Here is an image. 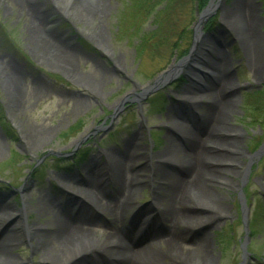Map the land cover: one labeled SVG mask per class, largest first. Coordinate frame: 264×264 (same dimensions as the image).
<instances>
[{
	"label": "rangeland",
	"instance_id": "374dc122",
	"mask_svg": "<svg viewBox=\"0 0 264 264\" xmlns=\"http://www.w3.org/2000/svg\"><path fill=\"white\" fill-rule=\"evenodd\" d=\"M177 1L161 21L180 49L188 44L200 17L193 16L194 0ZM236 1H214L219 4L213 15L215 28L202 39L201 55L210 50L217 59L215 73L227 74V82L212 75L203 84L196 83L200 68L193 61L176 80L145 99L125 104L111 122L123 97L140 93L158 80L165 67L169 70L176 63L164 65L170 57L168 49L161 48L166 55L162 64L160 48L149 43L141 51L138 48L139 36L157 28L155 11L163 8L165 0H0V141L4 143L0 203L20 215L14 221L20 230L11 251L15 258L23 264H43V246L36 248L28 226L50 228L53 209L78 199V187H84L91 169L101 194L90 197L85 211L95 222L92 244H107L101 261L107 263L121 243L143 247L157 238V249L165 251L158 264L177 260L264 264V93L255 95L264 89V0H251L252 36L260 41L249 43L247 36L241 39L230 18ZM99 6L102 12L94 13ZM139 8L141 14L136 12ZM197 91L206 94L204 103L184 101L185 95L194 101ZM161 93L165 102L160 103L161 95L151 101ZM219 97L226 102L214 123L235 140V151L229 160L212 162L218 176L206 184L204 195L193 189L195 182L191 188L188 185L185 203L198 216L187 221L181 215L176 222L174 210L182 207L168 199L171 176L189 167L184 165L187 160L199 162L198 154L204 150L198 147L204 148L213 123L208 120L209 103ZM163 104L164 109L157 111ZM35 130L44 137L27 147L26 137ZM150 132L162 142L155 146ZM192 133L198 139L188 143ZM84 138L88 139L81 148L89 150V158L77 167L71 163L79 150L72 151ZM119 154H126L133 168L128 177L134 178L133 193L122 197H116L119 185L113 167V157ZM241 197L246 200L244 208L239 206ZM212 207L218 210L213 212ZM199 210L214 216L213 223L201 220ZM116 219L121 240H108L107 234L114 232L110 222ZM245 222L253 232L249 240ZM7 223L0 222V227ZM169 233L178 234L174 255L167 252ZM81 246L87 248V242ZM51 252L52 257L61 256L57 247ZM5 262L0 259V264Z\"/></svg>",
	"mask_w": 264,
	"mask_h": 264
},
{
	"label": "bare ground",
	"instance_id": "6f19581e",
	"mask_svg": "<svg viewBox=\"0 0 264 264\" xmlns=\"http://www.w3.org/2000/svg\"><path fill=\"white\" fill-rule=\"evenodd\" d=\"M85 4V3H83ZM215 4V3H214ZM212 4V8L214 7ZM90 5V4H89ZM96 4H92L95 6ZM91 6V5H90ZM90 8V7H89ZM90 14H92L93 10H87ZM101 13V6L97 7L94 13ZM231 15L230 18L232 21L237 24L235 27L237 33L240 35L241 39L247 36L248 43L250 39L259 40L256 37L253 38L252 34L255 31L254 26V11L251 4V0H237L233 11L229 12ZM241 23L242 29L240 28ZM201 37V36H199ZM260 41V40H259ZM215 55L216 51L213 52ZM218 56V55H217ZM213 56H210L206 59V66H204V73L211 72L212 74L215 73L213 65H216L217 59ZM212 66L208 64L212 61ZM10 78V77H9ZM216 78L219 82H227L229 80L227 74L218 73L216 74ZM11 79V78H10ZM199 80L203 81L204 76H199ZM10 81V80H8ZM227 83L224 84V87ZM188 95L184 96V101H188V103H201L202 98L206 97V94L195 93V100L187 99ZM223 98V97H222ZM221 97L216 98L214 101L210 103V114L208 115V120H213V123H210V127L206 134L205 146L204 148L198 147V150L203 149L204 151L199 152L198 158L199 162H203L200 164L198 161H193L189 159L187 160L184 165L189 167H185L184 169L179 170L176 174L171 176V186L167 191L168 199L172 200L175 206H181L182 209L174 210V215L172 219L176 222L178 220L185 217L190 221L194 218V214H196V209L193 206H188V203H185V193L186 188L193 186L198 190L202 195H204L205 186L206 184L210 183L212 180L216 179L217 175L216 169L212 162L214 161H224L229 160L230 155L233 154L234 150V139L228 138L221 133L220 126L215 124V119L217 118L218 112L220 114L224 110V102H226L225 98L222 99ZM221 99L223 101H221ZM227 109V108H226ZM42 136L41 131H33L29 136L26 137L25 143L27 147H32L33 141L37 139H41ZM196 134H188V143L189 141L197 140ZM4 143L0 141V153L3 152ZM120 156H114L113 158V167L115 175L118 179L119 188L117 189V196L122 197L124 193L131 195L133 191L131 190L132 180L128 177L129 173L128 170H132L128 163V159L126 154H119ZM203 155V157H201ZM196 160V159H195ZM191 161V163H190ZM130 167V169H129ZM207 167V169H205ZM87 177L85 179L84 187H78L77 190V198L68 203H66L65 208H54L52 212V218L48 221L50 228H36V227H29L28 226V235L30 233V237H32L33 241L35 242V246L38 249L43 246L42 250V261L43 264H158L159 261L157 259H161V255L165 253L164 250H158L156 244L160 242L159 239L154 238V240L149 241L145 246L141 247L138 244H130V243H121L118 247L115 248V251H112V256L110 260L106 263L105 261H101L99 256L101 253L104 252L107 248V244L105 245H94L92 244V228L94 219L89 215L87 211H85L86 202L91 203V198H96L98 194H101L100 191V183L95 182L93 180V176L91 177V169L87 170ZM137 175V173H136ZM186 176V177H185ZM92 178V179H91ZM201 179V180H200ZM63 185H65L63 183ZM189 185V186H188ZM76 190V189H75ZM188 191V190H187ZM116 192V191H115ZM86 194V198H85ZM91 197V198H90ZM176 201V202H175ZM0 221H4L5 219L8 220V223L5 224L4 227H0V259L6 260L5 264H23L21 263L15 256L11 253L13 248H15L17 244V235H20V230L14 224L18 216H14L18 210L13 209L11 206H6V204L0 203ZM173 206V205H172ZM98 210L96 211L101 212L100 207H97ZM218 207L211 208L210 210L217 211ZM111 211L113 209L111 208ZM203 215L200 216L201 220L207 221V224H212V220L214 216L210 215L209 213L199 210ZM181 215L182 218L180 217ZM198 216V214H196ZM187 222L186 220H182ZM119 221L116 219L115 221L110 222V226L114 228L113 233L107 234L108 240L118 239V230L115 227L118 225ZM189 223V222H187ZM53 225V226H52ZM26 228V225H24ZM30 230V232H29ZM115 237V238H114ZM168 238V253L176 254L178 249H175L176 240L178 238V234H167ZM54 240V241H53ZM87 242V248H81V244ZM113 242V241H111ZM110 242V243H111ZM107 243V242H106ZM108 243V244H110ZM51 244L52 247H57L58 251L61 252L52 257L51 251L47 249V246ZM68 244L71 249L65 247L63 245ZM174 245V246H172ZM64 254V255H63ZM149 258V259H147ZM141 259H146L147 261L141 262ZM155 262H152L153 260ZM149 260V262H148ZM3 264V263H2ZM175 264H186L185 262H179L178 260Z\"/></svg>",
	"mask_w": 264,
	"mask_h": 264
},
{
	"label": "trees",
	"instance_id": "16d2710c",
	"mask_svg": "<svg viewBox=\"0 0 264 264\" xmlns=\"http://www.w3.org/2000/svg\"><path fill=\"white\" fill-rule=\"evenodd\" d=\"M195 6H197L198 10H203L210 0H194ZM178 1L177 0H165L163 2L164 6L160 10L156 11V17L154 20V25H156V29L152 32L145 33L141 36V43L139 45L140 51L141 46L151 44L154 46V48H160V57L161 59H164L166 55H162L163 52L161 51L163 48L168 49V52H170V57L164 60V65H168L174 58L180 59L184 57L188 51H189V45H185V47H182L179 49V46L176 42H173L170 34V28L166 29V26L162 23L161 20L171 12L173 11V7L177 6ZM173 9V10H172ZM160 16V19L158 17ZM162 48V49H161ZM176 51V53H174Z\"/></svg>",
	"mask_w": 264,
	"mask_h": 264
},
{
	"label": "water",
	"instance_id": "95a60500",
	"mask_svg": "<svg viewBox=\"0 0 264 264\" xmlns=\"http://www.w3.org/2000/svg\"><path fill=\"white\" fill-rule=\"evenodd\" d=\"M215 10H209L206 9V11L204 12L201 20H206L208 19L209 16H211L213 14ZM201 23V21L199 22V24ZM198 24V25H199ZM197 40L195 39V43L191 49L190 55H188L187 57H185L183 60H181L178 64H176L171 70H168L167 72H165L164 74H162L158 80L152 84V85H148L144 88V92L143 95L144 97L149 95L150 93L156 91L157 89H159V85L165 81H168L169 79L174 78L176 75H178L182 69V67L192 58V53L195 49V47L197 46Z\"/></svg>",
	"mask_w": 264,
	"mask_h": 264
}]
</instances>
